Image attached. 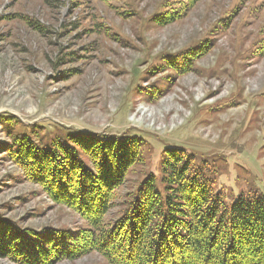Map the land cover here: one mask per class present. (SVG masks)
I'll list each match as a JSON object with an SVG mask.
<instances>
[{
    "label": "rangeland",
    "instance_id": "374dc122",
    "mask_svg": "<svg viewBox=\"0 0 264 264\" xmlns=\"http://www.w3.org/2000/svg\"><path fill=\"white\" fill-rule=\"evenodd\" d=\"M67 133L141 141L144 164L115 191L111 225L146 172L163 188L164 148L191 154L228 203L264 196V0H0V228L32 242L90 228L9 151L20 136L49 148ZM58 251L37 264H117Z\"/></svg>",
    "mask_w": 264,
    "mask_h": 264
},
{
    "label": "trees",
    "instance_id": "16d2710c",
    "mask_svg": "<svg viewBox=\"0 0 264 264\" xmlns=\"http://www.w3.org/2000/svg\"><path fill=\"white\" fill-rule=\"evenodd\" d=\"M140 143L139 137L67 133L46 148L27 137L13 139L9 151L25 174L54 201L77 211L90 228L73 240L59 232L32 242L26 231L6 225L0 228V254L10 251L32 264L60 256L58 249L70 255L97 251L117 264H264V196L249 191L226 202L205 167L183 149L164 148L163 188L146 172L123 196L119 218L113 225L106 222L117 206L115 191L144 164Z\"/></svg>",
    "mask_w": 264,
    "mask_h": 264
},
{
    "label": "bare ground",
    "instance_id": "6f19581e",
    "mask_svg": "<svg viewBox=\"0 0 264 264\" xmlns=\"http://www.w3.org/2000/svg\"><path fill=\"white\" fill-rule=\"evenodd\" d=\"M145 114V113H144Z\"/></svg>",
    "mask_w": 264,
    "mask_h": 264
}]
</instances>
